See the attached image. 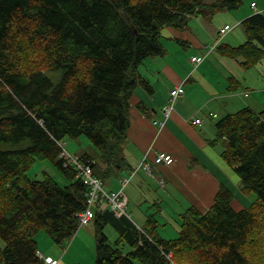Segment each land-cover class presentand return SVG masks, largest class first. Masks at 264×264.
Returning <instances> with one entry per match:
<instances>
[{
  "label": "trees",
  "instance_id": "obj_1",
  "mask_svg": "<svg viewBox=\"0 0 264 264\" xmlns=\"http://www.w3.org/2000/svg\"><path fill=\"white\" fill-rule=\"evenodd\" d=\"M56 2V4H55ZM241 0H0V264L39 261L36 235L71 240L80 228L88 187L64 166L61 142L85 136L99 151L85 153L104 181L122 167L131 123V99L147 81L143 62L164 51L166 26L185 27L192 16L236 9ZM248 39L218 50L244 68L264 59V11L243 20ZM222 157L257 200L240 210L221 185L212 207H190L179 237H158L150 216L140 229L108 208L96 212V264H264V111L244 107L222 117ZM215 140V141H216ZM5 144L18 148H5ZM101 157V158H100ZM93 159V160H92ZM49 160L70 179L28 171ZM98 165H105L98 170ZM120 233L111 245L104 227Z\"/></svg>",
  "mask_w": 264,
  "mask_h": 264
},
{
  "label": "crops",
  "instance_id": "obj_2",
  "mask_svg": "<svg viewBox=\"0 0 264 264\" xmlns=\"http://www.w3.org/2000/svg\"><path fill=\"white\" fill-rule=\"evenodd\" d=\"M250 15L252 13L247 14ZM239 20L237 15L232 14L231 21L225 20L214 28L207 26L208 30L207 20L199 22L202 27L198 31H189L190 35L181 39L185 45L196 49L194 52L187 51L182 58L171 61L167 49H164L162 54L148 57L139 68L147 83L139 84L131 99V123L123 146V165L118 171H112L103 182L108 191L123 189L128 198V209L127 214L122 216L132 220L138 228H144L149 217L154 215L159 224V238L171 240L179 237L182 215L192 206L206 213L214 204L221 185L237 190L242 204H248L239 190L240 179L232 174V168L222 157L227 141L225 138L216 140L217 123L222 117L244 107H251L257 112L264 107L263 90H240L239 81L230 77L231 70L226 67L235 63V59L217 49V44L221 43L239 46L240 42L235 43V34L231 32L219 41L224 37L220 36L221 28ZM176 29L172 26L166 30H171L172 36L177 39L178 31L187 32ZM216 41L218 43L211 51L208 47ZM194 56L204 57V60L193 62ZM218 72L222 78L217 75ZM178 86L183 88V93L176 100L171 116L166 117L163 108L169 101L171 90ZM196 119H201V122L195 123ZM161 123L164 125L161 126ZM159 152L171 154L174 162L169 165L155 164L154 158ZM145 159L151 164V172L141 167ZM114 216L122 217L115 213ZM93 220L87 227L78 229L69 251L73 248L77 252L86 242L93 248L92 259H95L97 225L91 227ZM109 227L118 234L113 244L109 242L115 246L121 238L120 233L109 223L104 227L106 235V229L115 234ZM55 247L58 246L45 238L39 251L56 260V264H72L69 252L62 255L58 249L55 253L57 249L51 250Z\"/></svg>",
  "mask_w": 264,
  "mask_h": 264
},
{
  "label": "rangeland",
  "instance_id": "obj_3",
  "mask_svg": "<svg viewBox=\"0 0 264 264\" xmlns=\"http://www.w3.org/2000/svg\"><path fill=\"white\" fill-rule=\"evenodd\" d=\"M206 1L212 2L214 0H206ZM253 2H255L257 4V8L252 7L251 4ZM263 10H264V0H241L240 6L236 9L222 11V12H219V13H216L213 15H197V17H192L185 27L176 29V30L184 29L187 31L186 33H182L181 31H178L179 39L172 36L173 32L171 30H175V29H171L169 31L166 30L168 27H172V26L164 27L162 30L161 41L163 43L164 49H167V51H168L167 56L169 57V59L171 61L180 59V58H182V56L187 51H193L194 52L196 50V49L192 48V46H190L189 44L185 45L186 44L185 41H182L181 39L182 38L186 39V36L190 35L188 33L189 31H192V30L198 31L199 28L202 27L201 23H199V22H202V21L205 22L207 20L208 23H206V28H207V26L214 28L216 25L218 27L219 23H221L225 20L231 21V16H232V14H234V15H237L239 17V19H241V20H239L237 22H233L231 24L233 26V28L228 33H230V32L234 33L235 36H233V40L236 41L235 42L236 44L238 42H240L239 45H241L242 43H245L248 39L247 31L243 25V20L246 17H248L247 14L248 15L251 13L254 14L257 12H261ZM206 30H208V28ZM224 38H225V36L222 39H219V37H218L217 41H218V39L220 41V40H223ZM217 41L215 43L213 42L208 47L211 51L216 47ZM224 41L226 42V40H224ZM219 45L220 44H217V49H218ZM213 46H215V47L212 49ZM226 67H228L229 70H231L230 77L233 76V79H237L239 81L238 87L240 88V90H242V91L249 90L250 91L251 89H262L264 92V59L260 63H258L257 65L249 67V68L242 67L240 64L237 63V61L235 59V63H230V64L226 65ZM217 75L220 78H222V75L219 72L217 73ZM253 87H255V88H253ZM251 91L253 92V90H251ZM257 92H260V91H257ZM254 93H256V92L254 91ZM260 103H261V101H260ZM261 110L264 111V107H262ZM262 111H260V112H262ZM84 140H86V142H82ZM61 143L64 144V149L70 154H76L79 156V155H83L85 153H88L93 157V159L94 158L98 159L99 151L96 149V147L93 145V143L88 138H86L85 136L76 137V138H72V137L67 136L63 140V142H61ZM4 147L5 148H18L19 146L5 144ZM62 150H63V148H62ZM103 168H105V165H103V167H101V165H98V167H97L98 170H103ZM230 170L234 176H237L240 179V177L236 174V172L233 169H230ZM116 171H118V168H114L113 172H116ZM45 173H48L49 175L54 177V179L62 187H65L70 182V179L66 176V174L62 170H60L56 165H54L52 162H50L49 160H38L35 163V165H33L30 168V170L28 171L29 176L34 178V179L43 178L46 175ZM104 181H105V179H104ZM231 181L233 182V186H234L235 182L233 181V179ZM239 190H240L241 194L243 195V197L245 198V200L248 201V204H246V205L242 204V199L239 195V192L237 190H235V191L231 190V192H233V194L235 196L234 201H233V206H234V208L236 207L238 210L250 206L258 198L255 193L246 194L245 192H243L241 187ZM168 224L171 225V221H169ZM90 225H91V227L97 225L95 218ZM90 225H89V227H90ZM85 227H87V224L80 225L81 230ZM109 228L115 233L113 235L109 229H106V233L109 237V242L111 244H113L115 242V239L117 238L118 234L116 231H114V228H111V227H109ZM77 235H74V237L71 240L65 241L64 243H57L56 241H54L52 236L49 233H47L46 230H41L37 233L36 240H37V243L39 244L40 247H42V245H44L45 238L50 240L55 246H58V247L51 249V250L57 249L55 253H57L59 251L58 249L61 250L60 254H62V255L69 252V254L71 256L72 264H96L97 250H96L95 259H92V255L94 254V250L86 242L83 243V245L79 248V250L77 252H74L73 248H72V251H69L71 244H72L73 240L77 237ZM0 244H3V242L1 240H0ZM39 246H38V248H39ZM40 252L43 256H47L41 250H40Z\"/></svg>",
  "mask_w": 264,
  "mask_h": 264
},
{
  "label": "built area",
  "instance_id": "obj_4",
  "mask_svg": "<svg viewBox=\"0 0 264 264\" xmlns=\"http://www.w3.org/2000/svg\"><path fill=\"white\" fill-rule=\"evenodd\" d=\"M252 7L257 8V4L253 2ZM233 26L226 24L220 30V36H225ZM219 42V41H218ZM217 42V43H218ZM204 60V57L194 56L193 62L200 63ZM183 93V88L178 86L171 90L168 103L163 108V113L166 117H170L174 111V105L178 97ZM212 115L213 114L211 113ZM201 119H196L195 123H200ZM159 123V122H157ZM164 124L161 123V126ZM63 150L61 156L64 158V166H74L77 171V176L82 179L83 183L88 187L87 192V206L79 213L80 225L88 224L96 217L97 210L101 209L103 205L110 208L118 216L127 214L128 198L123 189L117 191H108L102 179L94 173L93 165L84 162L79 156L69 154L62 146ZM175 158L166 152H159L154 158L155 164L169 165L174 162ZM141 167L148 172H151V164L145 159L141 163ZM124 179L123 181H125ZM126 182V181H125ZM39 261L35 264H56L57 261L51 257L43 256L41 252H38Z\"/></svg>",
  "mask_w": 264,
  "mask_h": 264
},
{
  "label": "water",
  "instance_id": "obj_5",
  "mask_svg": "<svg viewBox=\"0 0 264 264\" xmlns=\"http://www.w3.org/2000/svg\"><path fill=\"white\" fill-rule=\"evenodd\" d=\"M106 208V205H103V207L101 208V211H104Z\"/></svg>",
  "mask_w": 264,
  "mask_h": 264
},
{
  "label": "bare ground",
  "instance_id": "obj_6",
  "mask_svg": "<svg viewBox=\"0 0 264 264\" xmlns=\"http://www.w3.org/2000/svg\"><path fill=\"white\" fill-rule=\"evenodd\" d=\"M54 1V0H53ZM56 1V0H55ZM55 4H56V2H55ZM57 5V4H56Z\"/></svg>",
  "mask_w": 264,
  "mask_h": 264
}]
</instances>
